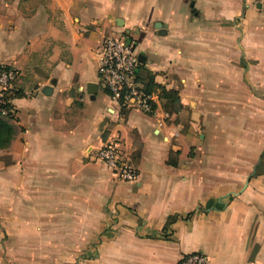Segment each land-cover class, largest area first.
I'll list each match as a JSON object with an SVG mask.
<instances>
[{
  "label": "crops",
  "instance_id": "0c3cea01",
  "mask_svg": "<svg viewBox=\"0 0 264 264\" xmlns=\"http://www.w3.org/2000/svg\"><path fill=\"white\" fill-rule=\"evenodd\" d=\"M123 31L178 110L101 87ZM0 65V264H264V0H0ZM114 133L134 182L94 159Z\"/></svg>",
  "mask_w": 264,
  "mask_h": 264
},
{
  "label": "built area",
  "instance_id": "2783aa9c",
  "mask_svg": "<svg viewBox=\"0 0 264 264\" xmlns=\"http://www.w3.org/2000/svg\"><path fill=\"white\" fill-rule=\"evenodd\" d=\"M261 1V0H255ZM141 60L136 51L135 38L123 31L103 38L97 52V72L99 84L109 97L117 102L121 110L132 108L144 114H152L158 101L156 92H148L138 79ZM17 72L0 65V113H7L9 104L7 93L10 92ZM94 159L105 164L119 179L134 182L137 169L131 158L120 147L117 133L107 136L102 146L96 149ZM207 257L201 251L183 254L178 264H206Z\"/></svg>",
  "mask_w": 264,
  "mask_h": 264
},
{
  "label": "trees",
  "instance_id": "16d2710c",
  "mask_svg": "<svg viewBox=\"0 0 264 264\" xmlns=\"http://www.w3.org/2000/svg\"><path fill=\"white\" fill-rule=\"evenodd\" d=\"M138 79L143 84L144 88L148 92H156L158 97L161 100L167 101L172 106V108H175V109L177 108V110H178V108L181 107L178 92L176 90H168L164 86L155 83L152 79L151 74L148 71L144 70L142 68V65H141L140 70H139ZM18 95L19 94L12 93V92L7 93V99L9 100V99L16 97ZM6 108L9 109V104L6 105ZM189 214H187V215H189ZM176 219H177V216L172 218L167 223V225L170 223H173L174 221H176ZM165 229H166V227L163 228L162 232H164ZM163 236L166 237V234H164Z\"/></svg>",
  "mask_w": 264,
  "mask_h": 264
},
{
  "label": "water",
  "instance_id": "95a60500",
  "mask_svg": "<svg viewBox=\"0 0 264 264\" xmlns=\"http://www.w3.org/2000/svg\"><path fill=\"white\" fill-rule=\"evenodd\" d=\"M94 86V85H93ZM94 88H95V86H94ZM89 92H95V89H93V90H89Z\"/></svg>",
  "mask_w": 264,
  "mask_h": 264
},
{
  "label": "rangeland",
  "instance_id": "374dc122",
  "mask_svg": "<svg viewBox=\"0 0 264 264\" xmlns=\"http://www.w3.org/2000/svg\"><path fill=\"white\" fill-rule=\"evenodd\" d=\"M100 251V250H99ZM95 253V252H94Z\"/></svg>",
  "mask_w": 264,
  "mask_h": 264
}]
</instances>
